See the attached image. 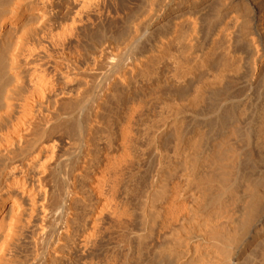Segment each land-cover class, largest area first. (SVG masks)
Returning <instances> with one entry per match:
<instances>
[{
    "label": "bare ground",
    "instance_id": "bare-ground-1",
    "mask_svg": "<svg viewBox=\"0 0 264 264\" xmlns=\"http://www.w3.org/2000/svg\"><path fill=\"white\" fill-rule=\"evenodd\" d=\"M0 264H264V0H0Z\"/></svg>",
    "mask_w": 264,
    "mask_h": 264
}]
</instances>
